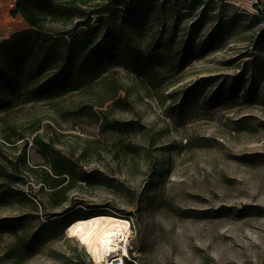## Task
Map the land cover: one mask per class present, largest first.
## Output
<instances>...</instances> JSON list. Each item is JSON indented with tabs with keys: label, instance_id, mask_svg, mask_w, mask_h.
I'll return each instance as SVG.
<instances>
[{
	"label": "rangeland",
	"instance_id": "374dc122",
	"mask_svg": "<svg viewBox=\"0 0 264 264\" xmlns=\"http://www.w3.org/2000/svg\"><path fill=\"white\" fill-rule=\"evenodd\" d=\"M204 2L116 13L143 59L170 40L152 80L114 54L77 90L0 112V264H96L65 230L21 252L69 207L129 221L123 264H264V0ZM104 119L133 125L102 131ZM54 154L106 184L51 189Z\"/></svg>",
	"mask_w": 264,
	"mask_h": 264
},
{
	"label": "trees",
	"instance_id": "16d2710c",
	"mask_svg": "<svg viewBox=\"0 0 264 264\" xmlns=\"http://www.w3.org/2000/svg\"><path fill=\"white\" fill-rule=\"evenodd\" d=\"M91 0H16L12 14H18L26 28L16 31L0 40V112H5L19 104L42 99H51L64 93L77 90L91 77H99L105 72L106 65L117 57L134 68L142 78H154L153 67L165 66L169 58L158 56L156 51L162 49L170 40L155 41V46L143 52L133 48L129 34L124 27L115 23L117 12L138 13L144 6L153 9L158 0H105L104 4L91 7ZM162 1V0H159ZM165 1V0H163ZM186 6L204 5L213 0H172ZM224 1V0H218ZM264 7V2H263ZM144 8V9H145ZM253 17L264 22V14L259 9ZM186 15V14H185ZM75 21L72 28L65 31L52 30L46 23H68ZM191 37L187 46L180 48L179 59L192 50ZM144 62L139 63L140 59ZM132 122L121 123L104 119L102 131L121 133ZM52 178L51 189L62 188L64 184L80 182L88 186L105 185V178L100 174L76 169L70 162L52 156L50 163ZM9 191H2L0 198ZM101 213V212H100ZM83 210L67 208L61 213L48 215L35 232L36 240L20 243L24 255H32L39 245V239H52L55 234L63 232L77 218L87 217ZM11 218L7 221H17ZM5 221L1 220L0 222ZM43 229L41 232L40 230ZM131 250H128V254ZM131 264V261H126Z\"/></svg>",
	"mask_w": 264,
	"mask_h": 264
},
{
	"label": "bare ground",
	"instance_id": "6f19581e",
	"mask_svg": "<svg viewBox=\"0 0 264 264\" xmlns=\"http://www.w3.org/2000/svg\"><path fill=\"white\" fill-rule=\"evenodd\" d=\"M65 231L86 248L94 263L123 264L122 257L127 254L126 240L130 231L127 219L121 216L93 214L77 218Z\"/></svg>",
	"mask_w": 264,
	"mask_h": 264
},
{
	"label": "crops",
	"instance_id": "0c3cea01",
	"mask_svg": "<svg viewBox=\"0 0 264 264\" xmlns=\"http://www.w3.org/2000/svg\"><path fill=\"white\" fill-rule=\"evenodd\" d=\"M16 0H0V40L12 33L26 28V24L18 14H12Z\"/></svg>",
	"mask_w": 264,
	"mask_h": 264
},
{
	"label": "built area",
	"instance_id": "2783aa9c",
	"mask_svg": "<svg viewBox=\"0 0 264 264\" xmlns=\"http://www.w3.org/2000/svg\"><path fill=\"white\" fill-rule=\"evenodd\" d=\"M126 258H128V256H124V257H122V259H123V262H124V260H125Z\"/></svg>",
	"mask_w": 264,
	"mask_h": 264
},
{
	"label": "snow or ice",
	"instance_id": "6c2138e0",
	"mask_svg": "<svg viewBox=\"0 0 264 264\" xmlns=\"http://www.w3.org/2000/svg\"><path fill=\"white\" fill-rule=\"evenodd\" d=\"M79 226H77V229H78Z\"/></svg>",
	"mask_w": 264,
	"mask_h": 264
},
{
	"label": "water",
	"instance_id": "95a60500",
	"mask_svg": "<svg viewBox=\"0 0 264 264\" xmlns=\"http://www.w3.org/2000/svg\"><path fill=\"white\" fill-rule=\"evenodd\" d=\"M76 220V219H75ZM73 222V221H72Z\"/></svg>",
	"mask_w": 264,
	"mask_h": 264
}]
</instances>
